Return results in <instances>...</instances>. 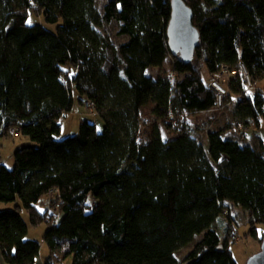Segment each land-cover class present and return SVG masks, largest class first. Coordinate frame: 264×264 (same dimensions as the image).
I'll use <instances>...</instances> for the list:
<instances>
[{"label":"trees","instance_id":"obj_1","mask_svg":"<svg viewBox=\"0 0 264 264\" xmlns=\"http://www.w3.org/2000/svg\"><path fill=\"white\" fill-rule=\"evenodd\" d=\"M184 1L200 34L189 61L169 45L172 0H0V139L35 142L13 168L0 161V201L14 203L0 209L7 264H36L42 242L28 233L43 223L44 264H180L177 250L196 237L181 264H238L235 207L262 242L264 140L231 131L262 126L264 0ZM112 23L123 40L103 30ZM225 66L236 71L225 97L234 122L200 136L191 118L217 106L209 83ZM76 90L105 127L83 121L60 138ZM50 193L59 216L38 206Z\"/></svg>","mask_w":264,"mask_h":264},{"label":"rangeland","instance_id":"obj_2","mask_svg":"<svg viewBox=\"0 0 264 264\" xmlns=\"http://www.w3.org/2000/svg\"><path fill=\"white\" fill-rule=\"evenodd\" d=\"M98 6L99 8L102 7V0H98ZM34 19L37 21H43V18L41 16H33ZM30 21L32 22V18H30ZM103 30L109 34L113 39L117 41L123 40L122 37L117 35L118 32V24L112 23L111 25L107 27H103ZM172 67V60L171 58L167 59V62L164 65V68L169 70ZM157 72V69H154L152 71L153 74ZM260 88L264 89V80H262L259 84ZM74 106L73 110L69 112L66 117L62 121V131L60 134V138L77 135L80 132L81 123L83 121H89L90 123L94 124L96 126L97 132H103L105 127V122L103 118L98 114H92L90 109L85 106L83 102L80 101V94L76 90L74 92ZM153 105H147L143 108V116L146 119H149L151 121L152 126L154 124H159L160 120L157 119L152 113ZM191 121H193L194 124L197 126H200L202 129L201 135L203 136L204 131H206L208 124H210L211 128H222L224 126H227L228 124H233L234 122V115L231 105H226L222 110H217L216 107L214 110L210 112H199L192 116ZM213 121V122H212ZM213 124V125H212ZM152 126L147 127L144 130L143 136L147 137L151 134V128ZM239 127V126H238ZM163 135L166 138L171 137V135L168 133V131L163 128ZM232 134L239 135L243 134L244 137H241V140H245V143H251L253 145H256L260 139L264 140V118L262 119V126L260 128H253V127H246L245 129L241 130H232ZM205 134V133H204ZM260 138V139H259ZM35 144L34 141L31 140L30 137L26 136H12L9 138H1L0 139V156L3 157L4 161H7V166L9 168H13L14 164H11L10 158L13 156V159L15 160V151L19 149L22 146L25 145H32ZM57 201L56 193H50L47 197L42 198L38 206L40 209L44 210L48 208L50 212H54L56 216H59V211L55 210V203ZM14 203H6L0 201V209H6V208H13ZM24 213L25 219L30 222V218L27 215L26 212ZM235 218L238 221L236 226V234L233 236L231 248L233 251V256L238 262V264H246L247 260L257 253L261 248V242L258 237L254 238L251 235H248L249 230V214L246 213V211L241 207H235L234 208ZM48 228V225L43 223L38 226H30V231L28 237L34 240H38L42 242L41 250H40V259L46 260L49 255V250L46 244L43 243L42 239L43 236ZM218 229L222 230V226L218 225ZM263 230L264 226H259V237H263ZM199 239V237H196L195 240L190 243L189 245L180 247L177 252L176 256L181 263L184 262V259L189 254V252L193 249L195 242ZM56 264H72V258H68L62 263H56Z\"/></svg>","mask_w":264,"mask_h":264},{"label":"water","instance_id":"obj_3","mask_svg":"<svg viewBox=\"0 0 264 264\" xmlns=\"http://www.w3.org/2000/svg\"><path fill=\"white\" fill-rule=\"evenodd\" d=\"M193 17V10L184 0H172V14L167 31L169 45L174 54L179 53L187 61L193 58L200 38ZM246 264H264V236L260 250Z\"/></svg>","mask_w":264,"mask_h":264},{"label":"built area","instance_id":"obj_4","mask_svg":"<svg viewBox=\"0 0 264 264\" xmlns=\"http://www.w3.org/2000/svg\"><path fill=\"white\" fill-rule=\"evenodd\" d=\"M242 69L244 71L247 87L248 89H252V80L243 64ZM234 75H236V71L225 66L220 71L214 73L210 78L209 84L216 91L218 97V103L216 106L217 110H222L226 106L225 97L228 94V83ZM85 104L86 107L90 109L92 114L96 113L95 104L93 102L87 101ZM239 127H242L241 123H239ZM14 136H18V134L14 132Z\"/></svg>","mask_w":264,"mask_h":264},{"label":"crops","instance_id":"obj_5","mask_svg":"<svg viewBox=\"0 0 264 264\" xmlns=\"http://www.w3.org/2000/svg\"><path fill=\"white\" fill-rule=\"evenodd\" d=\"M0 161L4 162L6 165L9 164V163H7V161H4V159H3L2 156H0ZM9 162H11V164H14V163H15V160L13 159V156H11ZM29 231H30V229H29ZM28 235H29V233H28ZM44 263H45V260H44V259H40V258L38 257L36 264H44ZM0 264H7V263L5 262V260H4V258H3L1 248H0Z\"/></svg>","mask_w":264,"mask_h":264},{"label":"snow or ice","instance_id":"obj_6","mask_svg":"<svg viewBox=\"0 0 264 264\" xmlns=\"http://www.w3.org/2000/svg\"><path fill=\"white\" fill-rule=\"evenodd\" d=\"M31 21H29V23H30Z\"/></svg>","mask_w":264,"mask_h":264}]
</instances>
